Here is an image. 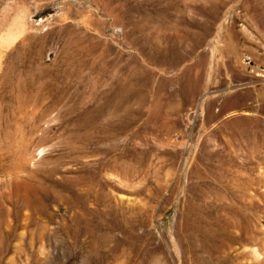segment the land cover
<instances>
[{"label": "rangeland", "instance_id": "1", "mask_svg": "<svg viewBox=\"0 0 264 264\" xmlns=\"http://www.w3.org/2000/svg\"><path fill=\"white\" fill-rule=\"evenodd\" d=\"M0 264H264V0H0Z\"/></svg>", "mask_w": 264, "mask_h": 264}]
</instances>
